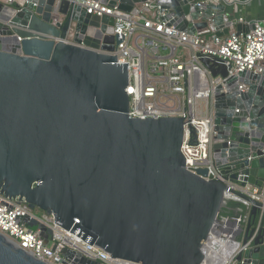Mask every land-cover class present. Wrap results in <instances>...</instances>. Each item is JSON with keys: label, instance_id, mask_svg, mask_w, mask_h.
<instances>
[{"label": "water", "instance_id": "95a60500", "mask_svg": "<svg viewBox=\"0 0 264 264\" xmlns=\"http://www.w3.org/2000/svg\"><path fill=\"white\" fill-rule=\"evenodd\" d=\"M93 1L129 13L146 0ZM189 2H160L177 30L197 35L206 27L198 20L213 13L224 28L219 36L235 27L234 19L224 23L223 3ZM113 28V18L89 15L75 0H28L20 10L0 3V194L54 216L113 259L214 264L212 254L222 252L228 259L215 264H264V203L205 180L207 170H187L182 118L129 117L128 68L106 53L120 43ZM202 63L228 78L223 61ZM214 123L216 168L239 167L264 186V73L244 72L218 87ZM230 195L248 211L240 239H228L221 218ZM20 224L56 250L53 231L36 218ZM61 256V264H102L68 248ZM0 264L47 263L0 233Z\"/></svg>", "mask_w": 264, "mask_h": 264}, {"label": "built area", "instance_id": "2783aa9c", "mask_svg": "<svg viewBox=\"0 0 264 264\" xmlns=\"http://www.w3.org/2000/svg\"><path fill=\"white\" fill-rule=\"evenodd\" d=\"M72 1V0H67ZM187 1V0H181ZM89 15L108 16L114 19L113 35L120 42L113 52L120 65H126L129 84L126 89L130 97L129 117L132 119L182 118L184 141L182 153L188 171L198 175L207 170L205 180H219L230 188L247 195L252 200L264 203V186L249 181V176L240 172L236 182L225 180L213 160L215 91L229 79L244 72L256 75L264 73V27L240 34L229 27V33L219 36L224 28L216 25L217 14L200 18L206 27L197 35L176 29V17L164 9L161 0H146L135 5L131 12L103 5L93 0H75ZM217 2V3H216ZM9 6L25 8L28 0H0ZM191 7L200 9L218 0H192ZM229 20L225 19L224 23ZM241 22H243L241 20ZM21 41V39H20ZM202 59H219L228 68V78L213 77L205 68ZM246 86L239 84V91ZM223 92H226L224 89ZM197 133L193 142L192 132ZM229 201H236L229 196ZM36 218L53 231V245L46 247L39 232H33L20 224L22 217ZM76 224H80L77 220ZM226 228V224L224 225ZM234 225V232L239 231ZM0 233L36 259L47 264H61V251L68 248L83 254L87 259L102 264H136L113 259L103 250L91 246L78 236L64 230L54 216H35L25 203L0 194ZM233 240V235H228ZM226 264H233L229 259Z\"/></svg>", "mask_w": 264, "mask_h": 264}, {"label": "crops", "instance_id": "0c3cea01", "mask_svg": "<svg viewBox=\"0 0 264 264\" xmlns=\"http://www.w3.org/2000/svg\"><path fill=\"white\" fill-rule=\"evenodd\" d=\"M218 3L226 6L224 20L234 19L235 32L237 25L242 26V31H248L253 25L264 23V0H218Z\"/></svg>", "mask_w": 264, "mask_h": 264}, {"label": "trees", "instance_id": "16d2710c", "mask_svg": "<svg viewBox=\"0 0 264 264\" xmlns=\"http://www.w3.org/2000/svg\"><path fill=\"white\" fill-rule=\"evenodd\" d=\"M241 168L239 167H228L221 170L223 171H231L232 174H239ZM229 180H231V176ZM232 181V180H231ZM249 181L255 183V181L249 177ZM236 182V181H233ZM262 186V185H258ZM221 218L226 222V230L229 234H232L236 239H240L243 236V233H240L241 228L245 227L248 219V211L246 206L242 203L235 201H228L225 207L221 211ZM239 224V231L234 232V225Z\"/></svg>", "mask_w": 264, "mask_h": 264}, {"label": "bare ground", "instance_id": "6f19581e", "mask_svg": "<svg viewBox=\"0 0 264 264\" xmlns=\"http://www.w3.org/2000/svg\"><path fill=\"white\" fill-rule=\"evenodd\" d=\"M218 257H220V259L222 260V262H226V260L228 259L227 258V256L226 255H223V253L222 252H214L213 254H212V259H214L215 261H214V264H215V262H216V260H217V258ZM217 263V262H216ZM219 264H221V262L219 263Z\"/></svg>", "mask_w": 264, "mask_h": 264}, {"label": "rangeland", "instance_id": "374dc122", "mask_svg": "<svg viewBox=\"0 0 264 264\" xmlns=\"http://www.w3.org/2000/svg\"><path fill=\"white\" fill-rule=\"evenodd\" d=\"M34 214H35L36 216H38V217H42V216H43V213H42L41 211H39V210H36V211L34 212Z\"/></svg>", "mask_w": 264, "mask_h": 264}]
</instances>
